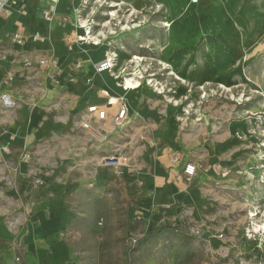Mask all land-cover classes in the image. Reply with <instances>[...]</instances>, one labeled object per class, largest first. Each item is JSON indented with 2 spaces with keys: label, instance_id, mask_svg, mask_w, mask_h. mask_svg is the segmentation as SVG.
<instances>
[{
  "label": "rangeland",
  "instance_id": "374dc122",
  "mask_svg": "<svg viewBox=\"0 0 264 264\" xmlns=\"http://www.w3.org/2000/svg\"><path fill=\"white\" fill-rule=\"evenodd\" d=\"M115 1L123 3L109 5ZM75 5L82 18L95 16L94 30H105L107 37L122 35L131 47L129 57L116 62L115 73L122 66L129 69L134 55L142 58L134 65L135 78L140 76L137 92L128 94L133 106L141 97L138 107L121 128H113L109 115L97 121L98 127L111 130L107 138L95 140L80 124L84 105L96 90L75 105L67 101L72 88L55 85L58 67L71 71L74 62L60 63L61 57L51 55L52 48H43L49 45L45 40L36 43L42 49L37 53L17 52L11 45L3 51L14 68L21 62L23 67L12 89L14 108H35L42 120L57 125L45 139L26 148L30 158L23 162L29 172L28 191L39 194L48 183L64 179L58 207L69 217L58 235L69 247L65 264H264V0H89L85 6L77 0ZM113 8L115 18L102 26L106 11ZM69 21L77 22L67 16L59 24ZM165 34L179 48L161 61L142 39L151 36L159 42ZM84 36L79 39L84 49L89 45L92 53L99 52L102 40L96 36L95 46ZM58 37L69 47L74 40L68 31ZM74 46L89 60L86 50ZM114 53L118 58L120 52ZM175 54L188 56L190 64H178L182 57L172 59ZM140 64L147 70L139 69ZM150 71L156 78L148 77ZM26 116L27 112L20 118ZM208 141L213 154L191 159L200 166L190 180L176 169L170 180L165 178V183H177L182 195L196 188L198 198L181 197L169 205L163 200L143 214L140 199L157 188L150 186L155 172L173 171L172 165L184 164L198 144ZM111 154L124 157L118 169L110 165L115 161ZM5 203L0 196V204ZM136 214L141 218L135 219ZM31 215L0 211V264H10L12 254L22 251L16 235ZM253 221L260 230L252 228ZM130 234L137 237L134 243L126 240ZM53 243L46 246L47 252L51 248L48 257L52 264H62L67 247L62 242L52 247ZM37 255L30 251L32 264H39Z\"/></svg>",
  "mask_w": 264,
  "mask_h": 264
},
{
  "label": "crops",
  "instance_id": "0c3cea01",
  "mask_svg": "<svg viewBox=\"0 0 264 264\" xmlns=\"http://www.w3.org/2000/svg\"><path fill=\"white\" fill-rule=\"evenodd\" d=\"M27 1L30 2V4L24 12H17L14 10L8 17L0 16V92H9L15 98L16 96L14 95L12 89L21 78L20 73L23 71V67L21 61L19 65L17 64L15 68L13 67L12 58L10 61L9 59H7L10 58L8 54L3 53V51H7L6 45H11V47L13 49H16L17 52L37 53V51H41L42 49L39 48L38 44L25 43L24 45H18L16 43H13L9 39L8 33L11 30L16 29L17 27L22 28L25 31H33L35 29L40 31L47 30V23L41 16V8L47 5V0ZM70 3V0L58 1L56 8L57 16L54 17L49 27L51 39L47 40V44L49 45L43 48H52L54 52L51 55L57 58L61 57L60 63L67 59V64L70 66V63L75 62L76 60H80L81 65L78 68H74L72 70L70 69L71 71H63L61 67H58L60 72L56 77L57 82L55 85H65L70 89L72 88L70 91V99H67V101H75V105L80 104L81 101L87 99V96L89 97L92 94L89 91L96 90L94 92L95 95L92 96L90 101L85 103L84 108L88 103L104 102L106 96L104 95L103 90L112 94L111 96L121 94L128 100L130 113H133V111L138 107L141 97L136 102V105L133 106L131 98L129 96L133 93H131L132 90L127 91L129 95L124 94L120 92V90L122 89H119V87H117L112 82L113 78L111 77V74L109 72L102 71L101 73H95L93 67L94 63L96 62V60H101L105 54L100 50V52H96V57L95 53H92L93 49H88L89 51H85V55L89 53V60L83 59V55L74 46L77 45L79 48H81L80 50H82V52H84L83 50H86L87 47H89V45L85 46L86 49H84V47L79 42V39H81L83 35L81 30H79L78 33L74 34V40L70 47L69 45L65 44L64 40L60 41L58 37L59 34L64 31H68L70 33L74 26L72 23L73 21H69L67 22V24L63 25L59 24L62 17L65 18L68 16L70 19L73 17L74 20V12ZM74 3L76 4L77 1H75ZM163 20H160V22ZM129 36L131 37L132 35ZM108 38L109 43L113 45L115 50L120 52L118 58H116L117 63L123 60V58L125 59L129 57V54L127 53L129 50L127 49L131 50V47L129 45L127 46L124 43L122 35H109ZM142 40V44H146L153 50V52L155 51V54L157 56H160L159 59L161 61L167 59V57H171V55H173V53L176 52L179 48V45H177L172 38H168L166 34L160 38L159 42L155 41V39L151 36H146ZM102 43L103 44L101 45L103 46L104 50L107 49V47L109 46L108 43L104 39L102 40ZM99 55L102 57H100ZM179 57H182V59L178 61V64H180L179 62L181 61H183L185 64H190L188 56H180L175 54L174 56H172V59ZM116 67L117 66H115L113 70H115ZM8 72H12L13 74L11 81H5L3 78L4 75ZM89 75H93L91 83L86 82V80L89 78ZM67 76H69L71 80L74 81V86L70 87L71 82L69 81ZM98 86L99 88H102V93L101 91H99V88H95ZM46 91H44L45 94ZM7 110L8 109H3L0 103V124H4V126L0 129V196L6 199V202L8 201V203L0 204V211L21 210L23 212H32V215L30 217H25L22 228L20 229L19 234L17 233L16 235V237L18 238L17 242L22 244V251L18 252L23 257V264H32L30 262L29 253L33 250L37 251L38 255L36 259L38 260L39 264H44V261L47 259L50 262L49 264H52L51 260L48 257L51 248L49 252L46 251V246L52 241L54 242L52 247L59 242L64 243L67 247L66 256L62 258V264H65V261L69 258V247L67 242L64 239L60 238V236L58 235L59 227L63 226L64 221L69 217L67 216V214H65L66 212L60 210L58 207L61 205L59 200H61V197L63 196V192L65 190L64 179L61 178L60 180L48 183L46 191L43 190L39 194L35 193L34 191H28V185L30 181L26 179V174L29 172L27 166L25 167V162H23V159L20 158V154L23 150H26V148L32 143L36 145L38 142H40V140L45 139V134H47L48 132H54V130H56L57 128V125H55L56 123H53L47 119L42 120L40 118L38 110H36L35 108L26 111L27 108L21 105L16 109L14 108V111L10 112ZM25 112H27V116L21 119L20 115ZM16 126L20 127L18 132V139L20 140V143L17 139V136L14 134ZM24 130L27 132V134L23 133ZM31 132L33 133V139L28 145H26L28 140L30 139L29 134ZM113 136L114 135H112V137ZM209 144L210 141H208L206 144H198V146L192 151L190 160L192 158H207L211 156V154H213L214 146L210 147ZM173 148L174 147L172 145L167 146V149L169 151H173ZM6 150H9L7 154H5ZM168 160L169 158L167 157L164 159V163L166 165L168 164ZM187 161L189 160L184 161V164ZM184 164L180 162L175 163L174 165H172L173 171L169 170L168 173H163L161 170H157L154 175L151 174L153 175V183H151L150 186H156L157 188L151 189L149 192H147V195L140 199V211L143 214H146L147 212L148 214L151 213L152 210L156 209V205L158 203L164 204L162 202L163 200L167 203V205H169V203L174 202V200L181 197H183L186 201H194L196 198H198V191L196 190V188H191L189 191L184 193L185 195H182L180 194L182 190L177 183H174L172 180L169 183H165V178H167V181L170 180L172 175L176 174V172H180V174H183L182 169ZM31 169L33 170V168ZM175 169L176 172L174 171ZM155 177H157V179H155ZM200 180H203V177H201ZM53 185L56 186V191L53 189ZM183 188H185V186H183ZM13 190L16 192L15 194L13 193ZM9 199L11 200L10 203ZM168 201L170 202L168 203Z\"/></svg>",
  "mask_w": 264,
  "mask_h": 264
},
{
  "label": "built area",
  "instance_id": "2783aa9c",
  "mask_svg": "<svg viewBox=\"0 0 264 264\" xmlns=\"http://www.w3.org/2000/svg\"><path fill=\"white\" fill-rule=\"evenodd\" d=\"M59 0H47V5L41 8V16L44 19V21L47 23V30L40 31V30H33V31H25L22 28L17 27L14 30H11L8 33L9 39L18 45H24L25 43H31L36 44L37 42L46 41L48 37H50V23L53 21L54 17L57 16V3ZM73 1V0H70ZM89 0H80V3L82 6H85V4L88 3ZM30 2L27 0H0V16L8 17L11 15V13L15 10L17 12H24L27 7L29 6ZM114 6V5H113ZM112 6V7H113ZM115 9V8H113ZM111 9H108L107 11L110 12ZM78 13V10H77ZM128 12L127 14H129ZM80 15V14H79ZM106 18L105 20H102L101 25H103L104 21L106 20H113L115 18V15L110 13H105ZM85 22L88 28L84 30L85 34L87 35L88 32H90L92 35L97 36L100 41L105 40L108 43L107 47V53L104 55V57L96 61L93 65L94 69L96 71H103L108 68H114L116 64V58L114 55L115 48L112 44L109 43V38L107 35H104L105 30H100V28H97V30H94L93 28L95 25H97V21L95 20V16H86ZM165 21V20H164ZM163 21V22H164ZM75 22V21H74ZM75 27L73 26L72 31H74ZM70 33H73V32ZM49 40V39H48ZM144 56V55H141ZM146 57V56H145ZM145 59V58H144ZM43 62L44 60H40ZM143 63L144 60H143ZM74 67L78 68L81 63L80 60H76L74 63ZM146 64V63H145ZM143 64H140V69L143 71L147 70V66ZM126 66H122L119 72H127L130 70V61H129V69L125 70ZM148 74V77L156 78L154 77L155 72L150 71ZM5 81H11L13 74L12 72H8L4 75ZM104 95L106 96L104 102L102 103H88L85 107V117L83 120H81L80 124L81 127L86 131V133L94 138L95 140H102V138L107 137L108 133L111 130H108L106 127H98L97 121L104 120L108 115L111 118V123L114 129L121 128L126 125L127 121L131 118L130 108L128 107V104L126 102V98L121 95H113L108 93L107 91L103 90ZM0 103L3 109H13L16 106L17 99L13 97V95L9 92L3 91L0 92ZM112 105L113 108L110 106ZM111 155H114L111 157ZM110 157L114 158L115 161L110 163L113 168L118 169L119 166H121L122 162H120L119 156L117 154H111ZM20 158L23 160H27L30 158V153L26 150H23L20 154ZM124 159V158H122ZM200 166V163L198 161L189 160L187 161L182 169V172L186 179L190 180L191 177L195 174L197 168ZM135 219H140L141 216L139 214H136L134 216ZM136 236L133 234H130L127 236L126 240L128 242H135ZM10 264H23V257L19 252H15L11 258Z\"/></svg>",
  "mask_w": 264,
  "mask_h": 264
},
{
  "label": "bare ground",
  "instance_id": "6f19581e",
  "mask_svg": "<svg viewBox=\"0 0 264 264\" xmlns=\"http://www.w3.org/2000/svg\"><path fill=\"white\" fill-rule=\"evenodd\" d=\"M75 1H77V0H73V2H75ZM121 3H123V1H121V2H113L112 4L110 3L109 5H114V6H116V5H118V4H121ZM72 5V10H73V12H74V19H75V21H77V22H75L76 24L74 25V26H76L75 27V29H74V31H72L73 32V34H76V33H78V31L79 30H81L82 31V33H83V35H85L84 36V39L85 38H87V39H92L93 41H92V44H94L95 46H98V43H99V40H98V38L96 37V36H92V35H90L91 33L90 32H88L89 33V35H87V37H86V34H85V32H84V30L86 29V28H88V26L86 25V22H85V19L84 18H82L76 11L78 10V8H77V5H75V3L74 4H71ZM65 6V5H64ZM62 8H63V6H62ZM116 10L117 9H111L110 10V12H108V11H106V13H110V14H114L115 15V12H116ZM106 21H108V20H106ZM124 23V22H123ZM105 24V21H104V23H103V25ZM126 24V23H125ZM50 25V24H49ZM123 25V24H122ZM123 28V27H122ZM129 28V27H128ZM124 30H126V29H124ZM87 33V34H88ZM80 38V37H79ZM48 40V39H47ZM46 40V41H47ZM82 41V40H81ZM80 42V41H79ZM85 49H86V47H85ZM89 48L87 47V49H86V51H89L88 50ZM98 50V49H97ZM100 50L104 53V54H106L108 51H105L104 50V48H103V46L102 45H100V47H99V52H100ZM102 52H101V54H102ZM114 55H116V53H114ZM95 56H96V53H95ZM100 56V55H99ZM97 57V56H96ZM100 57H102V56H100ZM115 58H116V56H115ZM139 56H137V55H134L133 56V58L132 59H130L129 61L130 62H132L133 61V63H132V66H131V68H130V70L129 71H127V72H124L123 74H122V72H119V73H115L114 72V70L112 69V68H108V69H105V70H103V71H107V72H109L111 75H112V78H113V83L116 85V86H118L119 87V89H122V90H120V92H122V93H127V91L128 90H132L131 92H133L132 94H134L135 92H137V85L139 84V82L137 81V77H140V76H137L136 78H135V76L136 75H138V73H136L135 72V68H134V65L136 64V63H138L139 62ZM99 59V58H98ZM140 59H142V58H140ZM97 61V60H96ZM137 67H139V66H137ZM140 69V68H139ZM138 69V70H139ZM137 70V71H138ZM94 71H95V73L97 72V73H101L102 71H96L95 69H94ZM106 73V72H105ZM139 74H141V71L139 72ZM142 75V74H141ZM92 79H93V75H89V78L86 80V82L87 83H91L92 82ZM147 80V82H150V79H146ZM128 94V93H127ZM126 102L128 103V100L126 99ZM128 105H129V103H128ZM130 107V106H129ZM244 120V119H243ZM243 122V121H242ZM240 125V124H239ZM105 138H107V137H105ZM114 155H111V157H113ZM119 156V155H118ZM119 158H121L120 159V162H124V159H122V158H124L123 156H119ZM250 214H251V216H253L255 213L254 212H250ZM255 231H257L258 229L260 230V225L258 224V223H256V222H254L253 221V227H252Z\"/></svg>",
  "mask_w": 264,
  "mask_h": 264
}]
</instances>
